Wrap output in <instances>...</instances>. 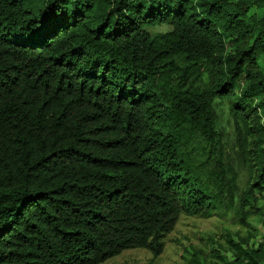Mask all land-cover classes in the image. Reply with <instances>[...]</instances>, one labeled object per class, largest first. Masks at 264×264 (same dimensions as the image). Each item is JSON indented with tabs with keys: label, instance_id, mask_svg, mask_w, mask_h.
<instances>
[{
	"label": "trees",
	"instance_id": "1",
	"mask_svg": "<svg viewBox=\"0 0 264 264\" xmlns=\"http://www.w3.org/2000/svg\"><path fill=\"white\" fill-rule=\"evenodd\" d=\"M221 101L244 220L264 188V0H0V264L157 257L181 214L230 210ZM230 242L223 264H264V238Z\"/></svg>",
	"mask_w": 264,
	"mask_h": 264
},
{
	"label": "rangeland",
	"instance_id": "2",
	"mask_svg": "<svg viewBox=\"0 0 264 264\" xmlns=\"http://www.w3.org/2000/svg\"><path fill=\"white\" fill-rule=\"evenodd\" d=\"M167 26L150 28L153 33L165 31ZM220 145L224 157L237 170V188L235 203L223 214L214 213L209 217L181 214L174 229L164 239L163 252L153 257L143 248L128 249L108 259L102 264H190L189 259L195 254L204 264H223L234 258L233 244L244 238L249 247H256L264 238V188L256 192V201L245 207V219L238 216V199L243 190L247 174L239 167L233 148L234 129L232 117L225 101L216 104ZM228 238L230 239L229 241Z\"/></svg>",
	"mask_w": 264,
	"mask_h": 264
}]
</instances>
